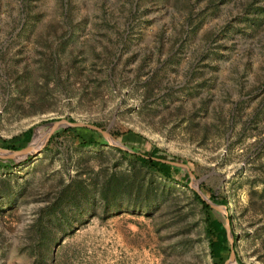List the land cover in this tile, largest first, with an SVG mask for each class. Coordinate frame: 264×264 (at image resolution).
<instances>
[{
	"label": "rangeland",
	"instance_id": "rangeland-1",
	"mask_svg": "<svg viewBox=\"0 0 264 264\" xmlns=\"http://www.w3.org/2000/svg\"><path fill=\"white\" fill-rule=\"evenodd\" d=\"M58 119L123 148L44 126L0 154V264H264V0H0V147ZM153 145L232 221L221 260Z\"/></svg>",
	"mask_w": 264,
	"mask_h": 264
},
{
	"label": "trees",
	"instance_id": "trees-1",
	"mask_svg": "<svg viewBox=\"0 0 264 264\" xmlns=\"http://www.w3.org/2000/svg\"><path fill=\"white\" fill-rule=\"evenodd\" d=\"M58 120H66V119H58ZM70 121L69 119H67ZM99 126V124H95ZM73 127H63L61 130L64 133H68L70 130H73ZM33 133V127L28 128L25 131H22L20 134V142L15 144L8 140V143L3 147L10 150H18L22 144L30 141ZM114 136L118 137L123 135V132H115ZM75 138H79V136L73 135ZM101 134L96 130H90V132L86 135L84 139L81 141L84 144H97L100 142ZM119 151H122L120 148H117ZM138 161L141 165L151 169L152 171L160 173L162 176L167 177L171 180H174L178 183H181L187 187H189L190 176L186 168L178 165L170 164L166 161L161 160H174L169 158L168 154L163 151L158 146H151V148L142 154H135ZM30 159V157L28 158ZM175 161V160H174ZM193 195L197 199L199 203L202 204L205 211V232L208 237V247L209 252L212 258L216 261L221 260L223 253L228 252L230 247H232L229 243V232L226 226L225 219L221 218L218 213V210L212 208L209 204H207L204 200L200 198V196L192 190ZM213 202H215V197L210 194L209 196ZM226 200H224L225 202ZM224 205L223 200L221 202ZM230 228L231 233L234 237V232L232 229V221L230 220Z\"/></svg>",
	"mask_w": 264,
	"mask_h": 264
},
{
	"label": "water",
	"instance_id": "water-1",
	"mask_svg": "<svg viewBox=\"0 0 264 264\" xmlns=\"http://www.w3.org/2000/svg\"><path fill=\"white\" fill-rule=\"evenodd\" d=\"M44 126H50V127L85 126V127H88V128H90L92 130H96V131L100 132L101 135L109 143H111L112 145H115V146L123 148L121 146V144L118 142V140L107 129L103 130V129L99 128L95 124H85V123H80V122H71V121H68V120H51V121H48V122H45V123H41L35 129H33L32 137H31V139L29 141V144H28V146L26 147L25 150H21V151L17 150L16 151V150H9V149L0 147V154L6 155V156H9V157H12V158L15 157V154H22V155H24L23 159L27 158L28 154L31 153V148H32V145L34 144V139H37L40 129L42 127H44ZM161 161H166V162H168L170 164L178 165V166H182V167L186 168V170L188 171L189 176H190L189 187L192 188L200 196V198L202 200H204L207 204H209L212 208H220L217 205H215L209 198H207L205 196V194H203L198 189V180L195 178V176L192 173V171L189 170L184 163L178 162V161H174V160H161ZM225 222H226V226H227V229H228V232H229V235H228L229 236V243H231L232 242V234L230 232L229 219L227 218L225 220ZM231 246H232V244H231ZM231 257H232V252L230 253V257H229L228 261L225 264H229V260L231 259Z\"/></svg>",
	"mask_w": 264,
	"mask_h": 264
},
{
	"label": "bare ground",
	"instance_id": "bare-ground-1",
	"mask_svg": "<svg viewBox=\"0 0 264 264\" xmlns=\"http://www.w3.org/2000/svg\"><path fill=\"white\" fill-rule=\"evenodd\" d=\"M40 131H41V129H40ZM40 131H39V133H38V137H37V139H34V144H36V143H37V141H38V139H39V136H40Z\"/></svg>",
	"mask_w": 264,
	"mask_h": 264
}]
</instances>
